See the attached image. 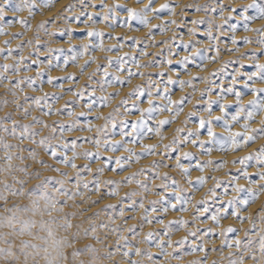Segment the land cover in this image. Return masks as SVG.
I'll use <instances>...</instances> for the list:
<instances>
[{"label":"clouds","instance_id":"1","mask_svg":"<svg viewBox=\"0 0 264 264\" xmlns=\"http://www.w3.org/2000/svg\"><path fill=\"white\" fill-rule=\"evenodd\" d=\"M0 264H264V0H0Z\"/></svg>","mask_w":264,"mask_h":264}]
</instances>
